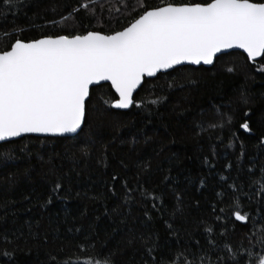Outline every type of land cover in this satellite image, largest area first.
<instances>
[{"label": "trees", "instance_id": "1", "mask_svg": "<svg viewBox=\"0 0 264 264\" xmlns=\"http://www.w3.org/2000/svg\"><path fill=\"white\" fill-rule=\"evenodd\" d=\"M81 2L19 0L16 8H9L8 0H0V51L17 38L28 42L88 31L110 34L126 27L144 5L156 6L161 0H103L96 16L81 11L75 20H62ZM122 2L128 9L119 14L114 9ZM14 31L18 37L5 39V33ZM262 60L251 62L236 52L210 69L186 67L159 75L146 80L134 97L141 107L128 111L108 107L103 101L118 98L110 87L100 89L79 138L25 140L26 151L0 165V250L13 252L11 260L0 255V264H51L50 256L90 260L91 246L104 252L105 260L111 254V264H153L142 236L158 240L155 264H161V257L183 264L185 257L205 253L215 264L216 250L223 254L225 243L245 254L250 251L254 258L264 256L253 234L264 229V72L257 70L264 67ZM228 67L234 72L228 73ZM245 120L250 134L239 128ZM216 122L225 127H208ZM202 123L205 128H198ZM57 181L63 185L59 196L51 191ZM233 183L235 189L229 188ZM223 192L239 197L248 223L235 220L234 204L222 203L217 195ZM142 193L158 199H145ZM50 195L53 202L48 204ZM221 207L228 220L216 219L225 215ZM208 227L211 233L205 231ZM4 235L11 243L3 241Z\"/></svg>", "mask_w": 264, "mask_h": 264}, {"label": "snow or ice", "instance_id": "2", "mask_svg": "<svg viewBox=\"0 0 264 264\" xmlns=\"http://www.w3.org/2000/svg\"><path fill=\"white\" fill-rule=\"evenodd\" d=\"M8 4L9 8H16L19 0H8ZM97 6L103 9V0H82L79 7L73 8L62 20H75L81 11L96 16ZM144 7L145 10L126 27L110 34L88 31L85 34L43 36L28 42L17 38L4 46L0 51V165L7 166L16 160L17 151H26L24 141L30 137L79 138L88 123V109L100 89L110 87L118 96L114 102L103 101L110 108H140L141 105L134 100V93L145 84V78H154L169 70L183 71L185 65H214L225 56L233 55L231 50L236 49L243 50L252 62L264 58V0H207L206 3L179 4L173 0H161L156 6ZM127 9V3L122 2L114 10L123 14ZM10 35L18 37L19 32L5 33V39ZM257 70L264 72V67ZM226 71L233 73L234 68L228 67ZM248 102L247 96L242 94V103ZM151 103L155 105L160 100ZM214 111L223 120V114ZM244 115L248 116L250 112L246 111ZM226 123H232L230 117ZM208 127L223 129L225 124L210 123ZM198 128L204 129L205 125L202 123ZM239 128L249 134L252 132L247 120L240 123ZM231 135L239 139L235 131ZM260 144L264 145V137L260 138ZM243 147L241 143V156L244 155ZM115 179L117 177L113 176ZM228 187L235 189L236 185L233 183ZM62 188L57 181L51 191L59 196ZM260 191L264 193V183L260 184ZM142 195L145 199H158L147 193ZM217 195L222 203L234 204L236 221L249 222V214H242L239 197H230L227 192ZM28 199L30 197L25 196V200ZM52 202L53 196L50 195L47 203ZM216 210L214 205L213 211ZM219 212L225 215L217 216V220L230 218L225 207L219 208ZM205 231L211 233L213 229L208 227ZM253 234L257 236L258 246L264 249V229ZM140 239L155 264L158 240L152 236ZM3 241L11 243L6 235ZM209 243L216 250L215 243L212 240ZM90 254H93L90 260L60 261L50 256V262L111 264V254L105 260V253L96 252L94 246H91ZM0 255L9 260L13 258V252L8 250H0ZM253 259L256 264H264V256L254 258L250 251L245 254L225 243L223 254L216 250L215 264H253ZM161 264H176V259L165 261L161 257ZM183 264H213V261L205 253L197 259L185 257Z\"/></svg>", "mask_w": 264, "mask_h": 264}, {"label": "water", "instance_id": "3", "mask_svg": "<svg viewBox=\"0 0 264 264\" xmlns=\"http://www.w3.org/2000/svg\"><path fill=\"white\" fill-rule=\"evenodd\" d=\"M231 52L232 53H236V52H239V53H242V54H244V55H246L247 56V54L246 53H244L243 52V50H239V49H236V50H231ZM223 55V54H222ZM262 58H257V61H259V60H261ZM256 61V62H257ZM252 62V61H251ZM216 63V62H215ZM215 63H214V65H215ZM214 65H208V66H205V65H201V66H194V65H185V66H182L183 68H186V67H190V68H196V69H198V68H207V69H210V68H212ZM174 70H169V72L168 73H170V72H173ZM168 73H158L157 74V77L159 76V75H165V74H168ZM157 77H154V78H145V81L146 80H154V79H156ZM143 87V85L141 86V88ZM114 91V90H113ZM140 91V89H137V92L136 93H134V97L136 96V94L138 93ZM117 96V95H116ZM117 98H118V96H117ZM115 110H118V111H128L129 109H126V110H119V109H115ZM33 137H37V136H33ZM37 138H67V139H72V138H69V137H53V136H47V137H45V136H39V137H37ZM242 224H246V223H243V222H241Z\"/></svg>", "mask_w": 264, "mask_h": 264}]
</instances>
